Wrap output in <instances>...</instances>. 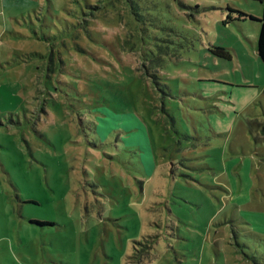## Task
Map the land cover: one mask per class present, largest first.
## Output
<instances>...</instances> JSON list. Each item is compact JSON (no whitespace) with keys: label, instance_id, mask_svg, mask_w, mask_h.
<instances>
[{"label":"rangeland","instance_id":"rangeland-1","mask_svg":"<svg viewBox=\"0 0 264 264\" xmlns=\"http://www.w3.org/2000/svg\"><path fill=\"white\" fill-rule=\"evenodd\" d=\"M262 17L260 0H0L1 246L264 264Z\"/></svg>","mask_w":264,"mask_h":264},{"label":"trees","instance_id":"trees-1","mask_svg":"<svg viewBox=\"0 0 264 264\" xmlns=\"http://www.w3.org/2000/svg\"><path fill=\"white\" fill-rule=\"evenodd\" d=\"M260 2L263 5V17L260 20L261 28H260L259 38H258V56L264 63V0H260ZM229 11H230V14L227 17V20L224 21L225 24H231L235 21L246 20L247 18H250L251 20H255L253 16H248L247 14L243 12H239V11L232 10V9H229ZM81 13L86 14V12H83V11H81ZM233 14H236V17H234ZM210 51L216 57L223 58V59L231 58L230 54L226 52L225 48L215 47L211 49Z\"/></svg>","mask_w":264,"mask_h":264},{"label":"crops","instance_id":"crops-1","mask_svg":"<svg viewBox=\"0 0 264 264\" xmlns=\"http://www.w3.org/2000/svg\"><path fill=\"white\" fill-rule=\"evenodd\" d=\"M256 51L258 53V44L256 47ZM7 239L8 237L6 235L0 234V264H18L17 258H16L17 254L15 252V247L13 245L12 246L10 245V247L7 246V248L1 246L3 243L7 242ZM5 249L7 250L9 254V259H7V261H4L3 259Z\"/></svg>","mask_w":264,"mask_h":264}]
</instances>
